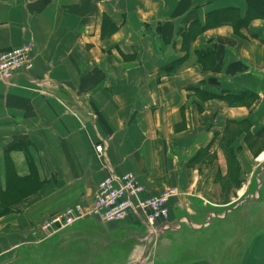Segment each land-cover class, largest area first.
Wrapping results in <instances>:
<instances>
[{
    "label": "crops",
    "instance_id": "crops-1",
    "mask_svg": "<svg viewBox=\"0 0 264 264\" xmlns=\"http://www.w3.org/2000/svg\"><path fill=\"white\" fill-rule=\"evenodd\" d=\"M27 43L30 71L0 80V264H155L181 224L259 201L264 0H0V54ZM108 172L150 195L176 187L167 221L92 217L28 236L90 206ZM251 237L239 264L264 261V229ZM195 258L184 264H213Z\"/></svg>",
    "mask_w": 264,
    "mask_h": 264
},
{
    "label": "rangeland",
    "instance_id": "rangeland-1",
    "mask_svg": "<svg viewBox=\"0 0 264 264\" xmlns=\"http://www.w3.org/2000/svg\"><path fill=\"white\" fill-rule=\"evenodd\" d=\"M261 154L262 152L254 158V161H258V158ZM96 158L99 160L98 153H96ZM124 174H122L121 176H123ZM132 174L133 178L130 179V182H137L139 186H142L144 188L143 183L140 181L138 176L134 173ZM262 182L263 184L259 189L261 196L259 201L256 203H252L251 201H249L239 210H236L232 213L228 212L226 214L228 215V218L225 217L223 219H219L217 217H212L208 225L206 227L201 228L200 230H193L190 228V226H188V224H181L182 229L179 230V236H174V238L171 239V243L164 249H162L161 246L158 245V250L156 252L157 261L155 262V264H162V260L159 258H163V256H169V259L167 258V260H164L166 261L165 264H184L188 262L189 258H195L199 254V251L201 254L200 257L198 259L195 258L194 260L198 261L209 259L213 264H239V256L242 249V240L247 237L250 239L252 238L251 236L254 235L256 232H260V230L264 229V174L262 176ZM169 188H173V186L166 187L153 195H157L165 189ZM144 193L146 192L144 191ZM28 195L29 193L24 194V197ZM35 200L36 198L28 199L29 202H33ZM93 202H97V199H95V197H93L92 203ZM91 204L90 206L82 205L85 210L82 216L83 218L81 220L92 218L91 216L95 217V215H97L88 212L91 208ZM58 213H53L47 218H45L44 221H42L29 231L28 236H30V238L32 237L34 241H38L41 240L40 234L43 232L45 227H61L63 225V221ZM132 216L134 215L128 214L126 219ZM96 218L98 220L100 218V221L104 222L105 224L123 221V219L106 220L104 217L102 218V216H98ZM155 226L156 224L153 227ZM230 240H232V244ZM255 250L256 249H254L253 251L254 253ZM260 250L262 253L264 251V247H260L259 251ZM247 264H264V261H257L255 260V257L252 256V258L248 260Z\"/></svg>",
    "mask_w": 264,
    "mask_h": 264
},
{
    "label": "built area",
    "instance_id": "built-area-1",
    "mask_svg": "<svg viewBox=\"0 0 264 264\" xmlns=\"http://www.w3.org/2000/svg\"><path fill=\"white\" fill-rule=\"evenodd\" d=\"M32 49L33 46L27 43L3 51L0 54V80L8 82L19 73L30 71L33 66ZM94 148L99 158L102 159L105 149L102 141L95 144ZM131 178H133L132 173L116 176L113 172H108L97 185V191L94 195L97 202H93L88 211L97 215L91 217L102 216L106 220H125L128 214H133L150 227L159 222L167 221L169 201L179 195V190L173 187L165 189L157 195H148L144 193L145 189L139 186L137 182H130ZM84 210L82 204L79 203L65 207L58 213L63 225L57 228L45 227L40 234L41 240L36 242L48 239L80 221L83 218Z\"/></svg>",
    "mask_w": 264,
    "mask_h": 264
},
{
    "label": "bare ground",
    "instance_id": "bare-ground-1",
    "mask_svg": "<svg viewBox=\"0 0 264 264\" xmlns=\"http://www.w3.org/2000/svg\"><path fill=\"white\" fill-rule=\"evenodd\" d=\"M260 159H264V153H262V154L260 155L259 160H260Z\"/></svg>",
    "mask_w": 264,
    "mask_h": 264
}]
</instances>
